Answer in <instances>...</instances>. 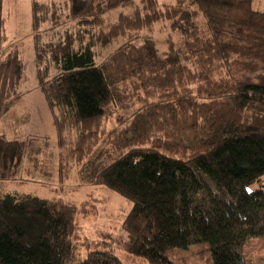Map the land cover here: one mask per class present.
<instances>
[{
	"label": "trees",
	"instance_id": "trees-1",
	"mask_svg": "<svg viewBox=\"0 0 264 264\" xmlns=\"http://www.w3.org/2000/svg\"><path fill=\"white\" fill-rule=\"evenodd\" d=\"M66 1L67 16L82 25L126 9L112 28L123 25L138 38L96 63V41H109L111 29L105 38L32 34L35 78L57 137L67 121L75 124L64 145L88 157L81 173L130 208L118 235L82 242L93 249L81 258L78 220L96 213L93 197L72 204L0 190V264H120L113 248L171 264L168 252L192 245L207 247L209 264H246L244 241L264 238V11L251 0ZM52 4L31 0L34 31ZM3 11L0 0V116L27 79ZM161 20L175 37L167 35L160 49L154 33ZM128 109L104 139L108 118ZM23 153L22 141L0 135V179L15 174Z\"/></svg>",
	"mask_w": 264,
	"mask_h": 264
},
{
	"label": "rangeland",
	"instance_id": "rangeland-1",
	"mask_svg": "<svg viewBox=\"0 0 264 264\" xmlns=\"http://www.w3.org/2000/svg\"><path fill=\"white\" fill-rule=\"evenodd\" d=\"M52 1L55 4L47 6L43 13L38 14L39 18L45 16L46 21L39 24L38 31H34L30 24L31 7L29 8V4L31 0H2L6 35L8 39L16 40L19 44L22 55L27 62V79L20 84L16 97L11 99V103L0 116V135L8 140L22 141L24 144V153L20 165L15 170L14 175L0 179V190L30 193L42 198L61 197L72 204H78L82 200L93 197L97 207L96 213L78 220L79 238L76 240L81 244L77 246L76 253L78 254L77 257L83 258L89 249H93H87L82 244L84 240L101 242L105 240L103 236L105 232L114 235L120 233V223L122 217L128 212L130 203L118 193L103 185H93L85 179L81 172L88 157L84 158L80 153L72 152L68 147L69 145H64L69 137L76 135L78 127L75 124L67 121L64 131L59 133L61 136L57 137L44 95L35 78V65L33 63L35 53L32 46V34L39 33V36L42 37L40 33H43L47 38L54 30V32L65 33L68 31L73 34L79 32V36L93 34L95 37L105 38L104 33L111 29L106 35L109 41L106 43L96 41V63H101L126 41L132 39L134 42H138V38H135L133 31H123V25L112 28L115 24L113 21L117 20L119 13L126 12L124 8L107 12L106 20L99 24L82 25L77 19H71L67 16L66 0ZM251 6L254 10L264 11V0H251ZM118 21L124 22L123 19ZM169 23V20H161L156 26L157 30L154 36L160 49L164 45L163 39L172 34L169 30L173 26L168 25ZM196 24L199 27L203 26L201 17ZM158 27H160V31H158ZM171 36L175 37L174 34ZM214 71L217 72V70ZM126 86H124L126 90L132 94L131 98L135 100L134 107L140 106L141 103L136 101L135 95L137 94L134 88ZM129 112L130 109L128 111L119 110L120 115L113 114L106 122L107 128L109 129L115 124L117 127V123L126 118ZM109 134L110 129L107 130L104 139ZM63 136L65 137L61 140ZM99 142L95 149L98 151L105 145L104 140ZM103 154L104 152H101L102 156ZM117 154L119 152H115L113 156ZM89 159L92 160L94 157ZM106 162L107 160H103L102 164ZM260 184L264 188V176L261 178ZM256 186L257 184H254L252 188ZM114 242L112 241L113 246L115 245ZM100 247L101 245L96 246V248ZM240 251L246 264H264V238H247ZM113 252L119 258L120 264H147L143 259L120 249L113 248ZM168 258L171 264H209L208 249L202 245H192L187 249H173L168 252Z\"/></svg>",
	"mask_w": 264,
	"mask_h": 264
},
{
	"label": "crops",
	"instance_id": "crops-1",
	"mask_svg": "<svg viewBox=\"0 0 264 264\" xmlns=\"http://www.w3.org/2000/svg\"><path fill=\"white\" fill-rule=\"evenodd\" d=\"M42 1H47V0H42ZM29 8H30V4H29Z\"/></svg>",
	"mask_w": 264,
	"mask_h": 264
}]
</instances>
